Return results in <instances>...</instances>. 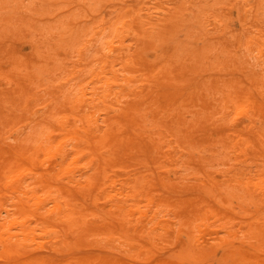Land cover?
Here are the masks:
<instances>
[{
	"label": "clouds",
	"instance_id": "1",
	"mask_svg": "<svg viewBox=\"0 0 264 264\" xmlns=\"http://www.w3.org/2000/svg\"><path fill=\"white\" fill-rule=\"evenodd\" d=\"M40 243L264 264V0H0V253Z\"/></svg>",
	"mask_w": 264,
	"mask_h": 264
},
{
	"label": "rangeland",
	"instance_id": "2",
	"mask_svg": "<svg viewBox=\"0 0 264 264\" xmlns=\"http://www.w3.org/2000/svg\"><path fill=\"white\" fill-rule=\"evenodd\" d=\"M139 147L135 141L122 147V156L119 163H127L131 160L135 150ZM42 240L43 238H38ZM48 245L40 243L39 246L27 255H19L12 251L0 253V264H10L19 262L25 263L26 260L37 263L45 262L46 264H116L112 259V253L103 248H90L84 244L66 252L47 251Z\"/></svg>",
	"mask_w": 264,
	"mask_h": 264
},
{
	"label": "bare ground",
	"instance_id": "3",
	"mask_svg": "<svg viewBox=\"0 0 264 264\" xmlns=\"http://www.w3.org/2000/svg\"><path fill=\"white\" fill-rule=\"evenodd\" d=\"M11 262H9L8 264H10ZM13 264H23V263H19V262H16V263H13ZM24 264H46L45 262H40V263H37L35 261H29V260H26Z\"/></svg>",
	"mask_w": 264,
	"mask_h": 264
}]
</instances>
